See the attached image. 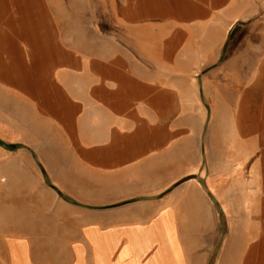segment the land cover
<instances>
[{
  "label": "crops",
  "instance_id": "crops-1",
  "mask_svg": "<svg viewBox=\"0 0 264 264\" xmlns=\"http://www.w3.org/2000/svg\"><path fill=\"white\" fill-rule=\"evenodd\" d=\"M245 23L264 0H0V264H264Z\"/></svg>",
  "mask_w": 264,
  "mask_h": 264
},
{
  "label": "rangeland",
  "instance_id": "rangeland-1",
  "mask_svg": "<svg viewBox=\"0 0 264 264\" xmlns=\"http://www.w3.org/2000/svg\"><path fill=\"white\" fill-rule=\"evenodd\" d=\"M250 39L252 41L255 40L256 42L264 41V33L249 31L247 24L245 23V24H241L240 26L236 27V29H234L233 36L229 35V40L240 43V47H239V54L241 56L240 71H241V77L244 78L242 82L244 83V86L242 89L244 88L246 89L247 84L251 82L247 79L248 73H250L248 72V65H247V59H248L247 42ZM228 55H230V53ZM243 91L244 90L241 91V94L243 93ZM224 131L226 132V129Z\"/></svg>",
  "mask_w": 264,
  "mask_h": 264
},
{
  "label": "water",
  "instance_id": "water-1",
  "mask_svg": "<svg viewBox=\"0 0 264 264\" xmlns=\"http://www.w3.org/2000/svg\"><path fill=\"white\" fill-rule=\"evenodd\" d=\"M234 35V31L230 34V36ZM0 145H2L5 148H8V145L6 143H4L2 140H0Z\"/></svg>",
  "mask_w": 264,
  "mask_h": 264
}]
</instances>
